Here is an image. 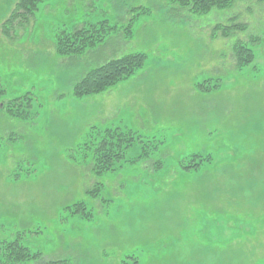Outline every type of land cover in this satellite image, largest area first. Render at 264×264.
<instances>
[{
    "label": "rangeland",
    "instance_id": "rangeland-1",
    "mask_svg": "<svg viewBox=\"0 0 264 264\" xmlns=\"http://www.w3.org/2000/svg\"><path fill=\"white\" fill-rule=\"evenodd\" d=\"M16 1L0 0V241L40 255L27 264H264V0L204 16L160 0H47L7 37ZM102 22L94 51L58 55L59 34ZM236 42L252 62L237 65ZM131 53L146 60L130 78L74 98L86 71ZM23 96L27 117H13ZM108 130L135 143L96 177L85 145Z\"/></svg>",
    "mask_w": 264,
    "mask_h": 264
},
{
    "label": "trees",
    "instance_id": "trees-1",
    "mask_svg": "<svg viewBox=\"0 0 264 264\" xmlns=\"http://www.w3.org/2000/svg\"><path fill=\"white\" fill-rule=\"evenodd\" d=\"M47 0H17L9 17L1 26V32L4 36H9V29L14 25L27 26L34 18L37 6ZM172 4L180 10H187L190 14L204 16L211 13L212 10H228L232 6L244 0H160ZM105 22L99 24L98 30L92 27L89 30H74L71 33L65 32L59 34L56 38V52L61 57H74L85 52H91L102 43L106 36ZM244 26L234 24L229 27L216 26L215 33L220 32L226 38L235 31H242ZM233 55L237 65H247L252 62V54L247 48L239 42L233 45ZM146 60L143 53H131L123 57L112 59L101 65L90 68L81 79L74 85L72 95L76 99L102 94L107 89L130 78L136 71L140 70ZM1 93V91H0ZM27 96L17 98L10 102L9 114L13 117L26 118L25 111L18 110L24 103H28ZM30 105V103H29ZM26 108V107H25ZM27 109V108H26ZM135 140L129 133H121L118 130L105 131L102 138L96 142L92 141L85 145L86 151L91 153L92 172L96 177L106 172L112 171L114 165L125 159V152ZM198 156H194L191 163H195ZM194 169L200 166V163L192 164ZM191 168V167H188ZM97 188L87 194L95 195ZM85 206L82 202L72 206L74 214L85 215ZM39 254H30L19 239L0 241V264H27L40 259Z\"/></svg>",
    "mask_w": 264,
    "mask_h": 264
}]
</instances>
